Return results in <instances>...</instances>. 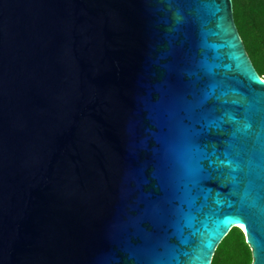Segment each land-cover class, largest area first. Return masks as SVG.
I'll list each match as a JSON object with an SVG mask.
<instances>
[{"label": "water", "instance_id": "1", "mask_svg": "<svg viewBox=\"0 0 264 264\" xmlns=\"http://www.w3.org/2000/svg\"><path fill=\"white\" fill-rule=\"evenodd\" d=\"M234 227L264 264L232 0H0V264H210Z\"/></svg>", "mask_w": 264, "mask_h": 264}, {"label": "trees", "instance_id": "2", "mask_svg": "<svg viewBox=\"0 0 264 264\" xmlns=\"http://www.w3.org/2000/svg\"><path fill=\"white\" fill-rule=\"evenodd\" d=\"M233 17L245 51L260 77L264 76V0H232ZM210 264H252L243 231L232 228L216 247Z\"/></svg>", "mask_w": 264, "mask_h": 264}, {"label": "bare ground", "instance_id": "3", "mask_svg": "<svg viewBox=\"0 0 264 264\" xmlns=\"http://www.w3.org/2000/svg\"><path fill=\"white\" fill-rule=\"evenodd\" d=\"M235 226H238L237 224H234Z\"/></svg>", "mask_w": 264, "mask_h": 264}, {"label": "rangeland", "instance_id": "4", "mask_svg": "<svg viewBox=\"0 0 264 264\" xmlns=\"http://www.w3.org/2000/svg\"><path fill=\"white\" fill-rule=\"evenodd\" d=\"M262 79H264V76L263 77H261Z\"/></svg>", "mask_w": 264, "mask_h": 264}]
</instances>
